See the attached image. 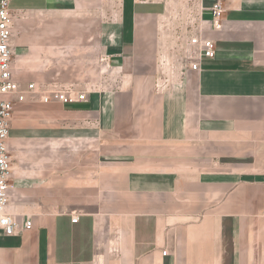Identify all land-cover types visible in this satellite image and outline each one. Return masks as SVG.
Masks as SVG:
<instances>
[{
    "label": "crops",
    "instance_id": "1",
    "mask_svg": "<svg viewBox=\"0 0 264 264\" xmlns=\"http://www.w3.org/2000/svg\"><path fill=\"white\" fill-rule=\"evenodd\" d=\"M203 5L194 70L160 1L10 0L21 87L96 90L16 105L0 264H264V0Z\"/></svg>",
    "mask_w": 264,
    "mask_h": 264
},
{
    "label": "built area",
    "instance_id": "2",
    "mask_svg": "<svg viewBox=\"0 0 264 264\" xmlns=\"http://www.w3.org/2000/svg\"><path fill=\"white\" fill-rule=\"evenodd\" d=\"M204 0H200L202 11L204 10ZM207 9L211 14V24L214 28L223 27L225 13L224 4L215 1ZM201 33V32H200ZM13 16L10 10V0H0V96L10 95L11 98L2 99L0 97V231L6 235L16 234L20 230H28L32 227V221L26 219L23 223L9 211L11 177L13 172V154L9 145L11 123L15 108L18 103L25 102L36 93L41 94V100L45 103L52 101L64 104L86 101L88 93L96 90V85H90L87 90H76L66 88L63 90L46 92L39 91L35 84L30 83L22 88L13 75L16 52L12 45ZM191 43L197 47L196 56L200 58H214L216 55V44L213 39L203 37L198 34ZM198 62L190 65L191 69L198 68ZM79 216H72V221L77 222ZM166 255L167 251H163Z\"/></svg>",
    "mask_w": 264,
    "mask_h": 264
},
{
    "label": "rangeland",
    "instance_id": "3",
    "mask_svg": "<svg viewBox=\"0 0 264 264\" xmlns=\"http://www.w3.org/2000/svg\"><path fill=\"white\" fill-rule=\"evenodd\" d=\"M162 3L167 14V27L175 34L174 44H178L180 50H184V58L192 61V55H196L197 47L191 41L197 36L202 23L203 12L200 0H156ZM104 53V65L111 64ZM110 68L104 66V77L109 75ZM3 97V96H1Z\"/></svg>",
    "mask_w": 264,
    "mask_h": 264
}]
</instances>
